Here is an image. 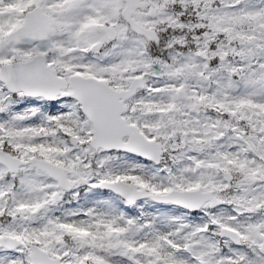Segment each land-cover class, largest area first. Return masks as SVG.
<instances>
[{
    "label": "snow or ice",
    "instance_id": "obj_1",
    "mask_svg": "<svg viewBox=\"0 0 264 264\" xmlns=\"http://www.w3.org/2000/svg\"><path fill=\"white\" fill-rule=\"evenodd\" d=\"M0 264H264V0H0Z\"/></svg>",
    "mask_w": 264,
    "mask_h": 264
}]
</instances>
